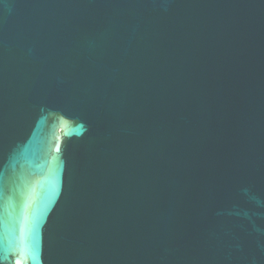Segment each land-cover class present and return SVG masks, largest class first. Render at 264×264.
Listing matches in <instances>:
<instances>
[{
  "label": "water",
  "instance_id": "95a60500",
  "mask_svg": "<svg viewBox=\"0 0 264 264\" xmlns=\"http://www.w3.org/2000/svg\"><path fill=\"white\" fill-rule=\"evenodd\" d=\"M0 264H264V0H0Z\"/></svg>",
  "mask_w": 264,
  "mask_h": 264
}]
</instances>
